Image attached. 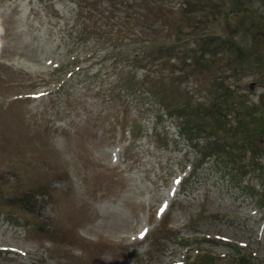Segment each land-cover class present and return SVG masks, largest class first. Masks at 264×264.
<instances>
[{"label":"rangeland","instance_id":"374dc122","mask_svg":"<svg viewBox=\"0 0 264 264\" xmlns=\"http://www.w3.org/2000/svg\"><path fill=\"white\" fill-rule=\"evenodd\" d=\"M0 264H264V0H0Z\"/></svg>","mask_w":264,"mask_h":264},{"label":"trees","instance_id":"16d2710c","mask_svg":"<svg viewBox=\"0 0 264 264\" xmlns=\"http://www.w3.org/2000/svg\"><path fill=\"white\" fill-rule=\"evenodd\" d=\"M116 42H118L117 40H114V43H116ZM139 47V45H134V48H138ZM139 53V56H136V54L134 53V54H132V55H128V56H124V58H130V60H131V62L133 63V62H135L136 64H137V62L136 61H138L139 59H141V57H142V55H141V53L140 52H138ZM118 53H117V58L116 59H118ZM260 57H262L263 58V56H260ZM119 79V78H118ZM132 80V79H131ZM130 80V81H131ZM239 254H241V251L239 250ZM199 256H198V259L200 258V257H205L204 259H202L200 262H202V261H206V262H211L212 261V259H210L209 257H211L210 256V254L208 253V252H206V251H204V250H202V251H200L199 252V254H198ZM197 259V260H198ZM239 259L240 260H246V259H248L246 256H244L243 254H241V256L239 257ZM197 260H196V262H197Z\"/></svg>","mask_w":264,"mask_h":264}]
</instances>
